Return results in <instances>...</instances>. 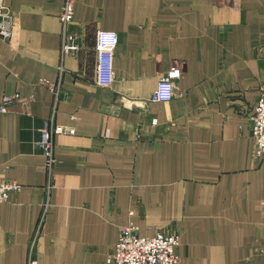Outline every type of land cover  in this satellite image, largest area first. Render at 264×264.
I'll list each match as a JSON object with an SVG mask.
<instances>
[{"label": "crops", "instance_id": "crops-1", "mask_svg": "<svg viewBox=\"0 0 264 264\" xmlns=\"http://www.w3.org/2000/svg\"><path fill=\"white\" fill-rule=\"evenodd\" d=\"M0 0V264H111L119 230L179 238V264H263L264 160L251 120L264 83V0ZM114 31V79L96 84V34ZM181 68L173 97L151 101ZM54 84L56 92L50 89ZM51 125L53 163L37 141Z\"/></svg>", "mask_w": 264, "mask_h": 264}, {"label": "built area", "instance_id": "built-area-1", "mask_svg": "<svg viewBox=\"0 0 264 264\" xmlns=\"http://www.w3.org/2000/svg\"><path fill=\"white\" fill-rule=\"evenodd\" d=\"M75 0H63L59 19L62 26L63 54H69L80 49L77 35L69 30L73 20ZM11 16L8 10L0 4V37L7 40L11 36ZM96 84L109 87L114 79L113 58L114 49L118 44V34L109 30H98L96 34ZM181 76V68L173 66L162 74L152 93L151 101L167 102L173 97V85ZM50 89L56 92L54 84L49 83ZM18 96L6 95L0 102V112L7 111L8 105ZM251 137L254 144V156L264 160V83L259 87V94L250 116ZM73 133L72 128L61 125L45 126L37 141L43 154L47 158L50 168L52 158V136L56 133ZM21 184L17 181H3L0 173V204L7 200L12 192H18ZM179 238L177 234L157 231L154 235L145 236L139 232V227L130 222L123 225L118 234L113 250L107 255V262L111 264H179ZM34 243L29 250L28 264H38L33 256ZM264 255V252H263ZM264 264V260H263Z\"/></svg>", "mask_w": 264, "mask_h": 264}]
</instances>
